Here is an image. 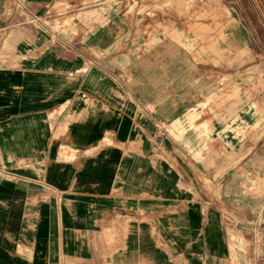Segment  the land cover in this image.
Instances as JSON below:
<instances>
[{"label": "crops", "instance_id": "obj_1", "mask_svg": "<svg viewBox=\"0 0 264 264\" xmlns=\"http://www.w3.org/2000/svg\"><path fill=\"white\" fill-rule=\"evenodd\" d=\"M23 1L0 0V264H232L227 221L264 235V118L220 104L233 65Z\"/></svg>", "mask_w": 264, "mask_h": 264}, {"label": "rangeland", "instance_id": "obj_2", "mask_svg": "<svg viewBox=\"0 0 264 264\" xmlns=\"http://www.w3.org/2000/svg\"><path fill=\"white\" fill-rule=\"evenodd\" d=\"M65 6L69 9L62 11L59 19L71 31H76L77 23L97 9L103 19L118 12L133 22L137 39L164 32L194 54H218L219 66L229 64L235 69L231 85L227 72H220V104L227 98L222 92L230 89L236 101V116L245 90L251 113L258 116L251 128H257L264 118V0H84L79 5L62 2L57 7L63 10ZM83 9L89 10L80 13ZM235 28L243 35L237 36ZM193 125L189 127L193 129ZM235 126L239 135L248 132V125ZM227 222L231 263L258 264L260 246L264 244L259 229L263 220H251L250 229Z\"/></svg>", "mask_w": 264, "mask_h": 264}, {"label": "built area", "instance_id": "obj_3", "mask_svg": "<svg viewBox=\"0 0 264 264\" xmlns=\"http://www.w3.org/2000/svg\"><path fill=\"white\" fill-rule=\"evenodd\" d=\"M13 3L19 8V10L22 13L26 12V8L23 0H13Z\"/></svg>", "mask_w": 264, "mask_h": 264}]
</instances>
